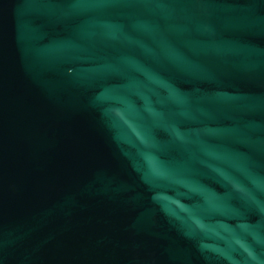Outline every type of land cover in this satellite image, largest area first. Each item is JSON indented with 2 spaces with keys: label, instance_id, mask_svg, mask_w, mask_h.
Masks as SVG:
<instances>
[{
  "label": "water",
  "instance_id": "obj_1",
  "mask_svg": "<svg viewBox=\"0 0 264 264\" xmlns=\"http://www.w3.org/2000/svg\"><path fill=\"white\" fill-rule=\"evenodd\" d=\"M0 264H264V0H0Z\"/></svg>",
  "mask_w": 264,
  "mask_h": 264
}]
</instances>
